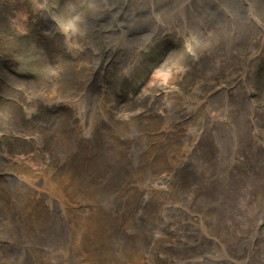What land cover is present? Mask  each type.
<instances>
[{
    "label": "rangeland",
    "instance_id": "1",
    "mask_svg": "<svg viewBox=\"0 0 264 264\" xmlns=\"http://www.w3.org/2000/svg\"><path fill=\"white\" fill-rule=\"evenodd\" d=\"M213 1L127 0L124 6L122 0H0V129L8 135L28 137V140L6 137L5 152L15 161L0 150V170L3 175L6 170L12 173L17 168L27 170L25 174L36 183L42 180L39 175L47 171L52 176L45 177L43 182L51 178L60 185L74 186L66 203L67 226L74 229L72 218L76 216L80 228L75 229L73 244L69 246L75 248V240H81L89 256L87 264L149 263L147 248L150 243L138 242L145 235L143 229L135 234L126 232L135 243L116 255L112 242L114 240L117 246L119 225L129 230L131 215L127 211L144 196H149L155 204V223L174 218L168 205L183 202L181 198L187 199L184 203L191 200V189L184 178L182 180L185 169L181 164L193 159L195 163L199 158L198 163L210 176L205 193L220 195L217 227L232 232V238L244 235L243 249L239 252L250 247L249 250L257 254L255 248L264 246V180H260L264 175V49L258 52L246 46L241 57L236 55L235 48L243 43L239 39L240 31H230L231 28L223 23H228L231 14L240 18L239 2L237 6V1ZM242 1L248 7L251 20L264 31L263 18L255 3ZM90 3L98 6L95 14L89 11ZM174 11L180 16L177 22L171 19ZM77 16L83 19L79 31L64 32L63 25ZM221 26L231 38L225 41L220 35H214L210 40L212 49L202 47L200 39H193L195 35L210 37ZM228 43L232 49L229 53ZM73 80L79 81L77 86H71ZM241 82L246 88L250 108H255L254 111L250 109L248 121L256 132L257 141L262 144L259 153L250 149V144L240 149L232 141V132L233 138L236 136L232 124L237 105L235 90ZM222 87L227 88L228 106L224 105ZM80 88L97 91L93 99H99L103 92L115 113L109 117L123 118L117 123L105 120L101 113L107 101L104 97L95 104L92 102L91 107L81 103L82 95L69 102L71 94ZM64 93L66 96H62ZM85 94L90 98L94 95ZM56 105L63 108L56 112ZM227 113L232 123L225 116ZM198 118L199 122L195 120ZM125 121L132 125H126ZM78 122L81 132L75 129ZM131 129L137 131V158L141 163L148 160L150 166L146 168L153 172L144 179H135L140 186L134 185L133 191H122L121 215L115 212L116 208L107 215L100 205L92 203L89 188L93 186L91 180L97 171V162L93 159L96 148L86 143L85 138L105 137L112 146L122 131L128 133ZM57 133L66 144L56 148L52 139ZM216 135L220 137L215 140ZM78 138L84 140L77 142ZM69 140L75 143L77 152H68L67 166L57 171L46 168L49 159L53 160L51 153L67 147ZM195 140L199 144L194 146ZM145 141L152 146L145 148ZM103 149L104 156L114 159L113 148ZM223 153L230 156L226 167L228 174L231 170L234 172L229 178L227 176L225 183L215 174L224 164ZM28 170L41 173L31 175ZM69 170L82 178V184L72 183L74 175ZM151 177L152 185L149 184ZM7 183L14 181L6 178ZM19 198L21 200V196ZM77 202L87 204L82 206L85 205L88 214L81 211L75 215L73 207ZM142 205L141 202L143 208ZM8 208L0 204L1 245L13 243L14 239ZM40 210L46 212V205H41ZM258 223L262 225L257 228ZM252 234L256 239L249 237ZM14 241L9 246L19 244ZM162 241L170 247V236ZM22 249L30 251L27 246ZM6 254L0 253V257L9 258L3 261L11 264L12 256ZM40 257L38 264H58L50 257ZM26 261L31 263V260ZM224 261L227 260L222 257L217 260L222 264Z\"/></svg>",
    "mask_w": 264,
    "mask_h": 264
},
{
    "label": "bare ground",
    "instance_id": "2",
    "mask_svg": "<svg viewBox=\"0 0 264 264\" xmlns=\"http://www.w3.org/2000/svg\"><path fill=\"white\" fill-rule=\"evenodd\" d=\"M229 1H237V6L239 2L242 11L241 12L239 9V19L236 15L231 14V18L228 17V23H223L227 28H231L230 31L236 29L240 31V34L243 36H239V39L242 40L243 43H241V46L235 48L237 49L236 55H240L241 57V51L244 47L247 48L246 46H252V48L257 49L258 52L262 51L264 49V42H261L264 40V31L259 30L257 28L258 26L251 20L249 10H246L248 7L242 0ZM252 1L259 11V15L263 18H261L262 21H264V1ZM212 2L214 1L208 0V3ZM171 19L175 22L180 20L177 11L171 13ZM236 20L240 22L236 23ZM216 34L220 35V38L223 37L225 41L231 38L230 35H227L226 32L222 30L221 26L218 31L214 32L210 37L202 38L200 35H195L193 39H200L202 47L210 46V49H212L210 40L213 39L212 37ZM252 48H250L251 51L254 50ZM231 51L232 49L229 48L228 43V53ZM247 60L252 62L251 58ZM79 67L81 66L79 65ZM78 83V80H73L71 86H77ZM242 84L241 82L235 90L237 105L234 107L232 121L236 136L233 138L232 132V141H234V145L237 144L240 149L246 148L247 145L250 144V149H254L255 153H259V147H261L262 144L257 141L256 132H254L250 126V121H248L249 113H251V103L246 100L247 91ZM80 92L82 93L81 103L83 105L91 107L92 102L93 104L97 102L98 99H93L96 97L97 91L80 88ZM86 92L94 93L93 97H88L85 94ZM62 96H66V94L64 93ZM77 105L79 106V104ZM86 109L87 108L84 107L83 111ZM222 113L224 114L223 111ZM190 117L192 118L191 115ZM195 120L199 122L201 119L198 118ZM77 124L79 125L75 129L81 132V129H79L81 126L80 122ZM55 135L56 138L52 139L53 147L57 148L60 144H66L65 142L63 143V137H61L60 134L57 133ZM218 137L220 136L216 135L214 139L216 140ZM48 138L50 137L48 136ZM136 138V129H131L128 133H125L112 146H110L109 141L105 140V137L89 136L85 138L86 143L92 144L96 148L93 150L96 152L93 159L97 162V171L95 172L93 180H91L93 186L89 188L90 195L93 197L92 203L94 202V204L100 205L101 210L107 215L111 212L113 213L115 208V212L121 215L122 206L119 204V200L123 197L121 194L122 191L126 193H129L131 189L133 191L134 185L140 186L137 185L135 179H144L153 172L152 169L147 170L146 168L150 166L148 160L141 163L137 158L139 147L136 144ZM217 142L220 141L217 140ZM151 146L152 143L145 141V148H150ZM109 147L113 148V155H115L112 160L109 156H104L102 154L104 151L103 148L109 149ZM74 149L75 143L69 140L68 146L61 149L62 152L55 151V154L51 153L54 163L57 164L56 167L65 166L68 152ZM148 153L152 156L151 149H148ZM228 157L230 156L225 155V153L222 154V158L225 159L224 164L215 172L224 183L226 182L227 176L229 178L230 175L234 174L233 170L228 174L226 168ZM193 160L181 164L184 167L178 165V168L182 167L185 169L182 180L184 178V182L187 183L191 189V200L185 203L187 206L185 207V211L178 203L169 204L168 209L170 213L174 215V218L168 221L165 220L155 223V213H157L155 204L149 196H144L141 201L144 205L143 208L140 206V202L133 209L129 208L127 211L131 215V220L129 221L131 226L129 230L125 231L119 225L120 236L117 246L114 240L113 242L111 241L115 246L116 255H120L123 253L122 249L132 246L135 243L131 238L132 236H127L126 232L130 234L133 231L135 234L139 229H143L145 235L141 237L138 242L142 245L148 242L150 243L147 256H150L151 260L149 263L151 264H170L171 258L176 260L173 264H202V260L204 261L203 264H222L217 262L219 257L226 259L230 264H264V246L259 245L255 248L257 254H253V252L249 250L250 247L243 252H239L243 249L242 241L244 235L232 238L233 236L229 235V231H225L219 226L217 227V207L220 195L216 196L215 193L207 195L205 193V189L208 186V177L210 176L206 175V172L200 163H198L200 158L195 159L196 166ZM229 163L231 162L229 161ZM28 171L32 172L30 170ZM5 173L3 177H0V204L9 207L7 212L8 222L14 228L12 237L18 241L19 244L16 242L17 246H9L15 243L14 239L11 238L13 243L1 245L0 240V253L3 255L7 253L6 255L12 256L13 261L11 260V264H15L14 261H17L18 264H23V261L26 260H31V263L26 261V264H38V259L41 258L40 255H44L45 258L50 257L58 262V264L60 262L61 264H87L89 256L87 255V249H85L86 246L82 244L81 240L79 242L75 240L77 244L75 248L71 249L69 246L73 244L75 229L80 228L79 220L76 216L72 218V225H75L74 229L72 230L70 226L69 229L67 226L66 203L70 189L74 186L68 185L67 183H65V185H60L51 178H49L47 182H43L45 177L52 176L47 171L42 173V180L40 183H36V181L32 182L27 175L28 173L25 174L23 171L14 170L12 173L6 170ZM6 178H11L14 183L6 184ZM260 180H264V175L261 176ZM14 185L16 188H14ZM7 193H9V195ZM20 196L21 200L19 198ZM82 204L85 203L79 204L77 202L74 205L75 215H78L81 211L87 213L88 210L83 207L87 204L83 206ZM41 205H46V212H41ZM85 216L87 217V215ZM165 236H170V247L162 241ZM250 236H253L252 239L255 238L253 234L249 235V237ZM25 246H27L30 251L22 249ZM166 246L167 249H163V247ZM5 259L9 258L0 257V264H10L4 262L3 260ZM227 261H224L223 264H228Z\"/></svg>",
    "mask_w": 264,
    "mask_h": 264
},
{
    "label": "clouds",
    "instance_id": "3",
    "mask_svg": "<svg viewBox=\"0 0 264 264\" xmlns=\"http://www.w3.org/2000/svg\"><path fill=\"white\" fill-rule=\"evenodd\" d=\"M89 11L91 13L95 14L98 11V6L95 3H90L89 4ZM82 22H83L82 17H80V16L74 17L72 20L66 22L63 25L62 30L66 33L69 31L75 33L77 31H79V23H82Z\"/></svg>",
    "mask_w": 264,
    "mask_h": 264
}]
</instances>
